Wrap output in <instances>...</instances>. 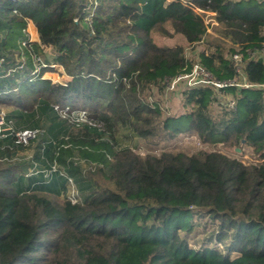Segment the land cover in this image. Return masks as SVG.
<instances>
[{
    "label": "trees",
    "instance_id": "1",
    "mask_svg": "<svg viewBox=\"0 0 264 264\" xmlns=\"http://www.w3.org/2000/svg\"><path fill=\"white\" fill-rule=\"evenodd\" d=\"M194 9L212 14L216 37ZM29 22L38 41L26 40ZM154 33L205 42L196 61L218 80L235 78L239 54L252 86L182 88V110L163 111L159 94L193 61ZM263 50L264 0H0V109L16 128L39 127L51 112L33 158L104 178L79 185L83 198L71 203L58 172L27 183V165L0 160V264H264V61L253 54ZM34 55L47 66L35 71ZM50 63L70 79L43 77ZM53 104L86 109L104 128L71 133ZM119 126L158 141L191 132L211 146H248L258 162L218 150L142 156L116 147ZM73 148L93 167L74 165ZM194 216L217 225L190 243Z\"/></svg>",
    "mask_w": 264,
    "mask_h": 264
},
{
    "label": "rangeland",
    "instance_id": "2",
    "mask_svg": "<svg viewBox=\"0 0 264 264\" xmlns=\"http://www.w3.org/2000/svg\"><path fill=\"white\" fill-rule=\"evenodd\" d=\"M203 15V18L205 19V23H207L208 28L207 31L209 32L210 36L216 37L217 33L212 29V25L214 23L213 19H212V14L209 12L201 13ZM30 26L29 28L26 29V32L28 33V37H30L31 41H33L34 39V31L32 29V24L29 22ZM153 39L155 41L156 44L158 45H171L173 43H180L182 45H184L185 48V55L186 57H188L190 60L193 61V63L196 62L197 60V55L201 50H206L207 49V44H205V42L202 43H197L194 45H186L184 44V41L182 39H177L176 40L174 38L171 37H163L159 34H153ZM209 52V51H208ZM50 50L48 48H43L41 54V57H43V55L46 56H50ZM255 56L260 55V57L263 59L264 61V50L263 51H255ZM23 59V58H22ZM20 60V58L18 59ZM59 73L55 72H47L44 75L46 77H50L51 80L54 81H64V76L62 73V69L59 68ZM183 87H181L180 85H177L176 87L172 88V89H167L166 87H164L163 91L159 94V105L160 107L163 109V111H167L170 113H178L182 110L181 108V98L179 95V91L182 89ZM217 97L222 101L225 102V104H228V101L231 100V97L229 95H217ZM2 110L6 111L4 108H2ZM43 127L47 126V122L43 121L42 122ZM77 127L74 126H69L68 130L71 133H76L77 132ZM103 123L100 125V129H103ZM41 137H44L41 136ZM114 137L116 140V147H130L133 149V151L139 155H145L147 153H151V154H160L162 151L167 150V151H171V152H184L186 154H191L193 152H196L198 150H218L221 151L222 153H225L231 157H236L238 158L240 161H242L245 164H249V163H256L258 162V160L254 157V155L251 152V148L248 146H243L241 149L240 148H224L221 147L220 145H216V146H211V145H207L201 142V140L193 133L191 132H184L183 134H180L178 136H176L173 139L170 140H165V141H158L156 138H139L137 137V135L133 134L130 129L128 127H123V126H119L118 129L115 131L114 133ZM67 138V137H66ZM41 138L36 141L35 143L28 145L30 148H28V146L26 148L23 149H10L11 151H16L19 152L17 153L18 155H12L11 153H6L4 152L3 154H0V157H7L9 158V160H6L9 163L15 164V163H25L27 161H25L26 159L23 158V156L28 157L29 155V151L28 150H33L36 145L37 142H41ZM28 148V150H27ZM27 150V151H26ZM72 153L73 156L75 158H78V156H81L78 152L77 149L73 148L72 149ZM26 166V164H24ZM89 167H93V163L91 162H83V164L80 167V170H82L83 172L86 171ZM92 169V168H90ZM85 174V173H83ZM81 178L85 179L83 180V183L80 186H83L84 184L90 182H92V178L94 177L95 180H97L98 182L102 183L104 181L103 176L99 173V174H93L90 177L85 176L80 174ZM75 181V180H74ZM66 183V181H65ZM75 184L77 186V183L75 181ZM78 189V193L80 195V198L82 200L83 198V194L84 191H82L80 189L79 186H77ZM193 223H192V229L191 232L188 233L189 236V242L192 243V241H200L202 239H204L206 237V235H208V233L212 230V228H214L217 225L216 221L210 220L209 218H207L206 216L204 217H193ZM183 234V233H182ZM221 244V243H220ZM220 244H217V246H220Z\"/></svg>",
    "mask_w": 264,
    "mask_h": 264
},
{
    "label": "built area",
    "instance_id": "3",
    "mask_svg": "<svg viewBox=\"0 0 264 264\" xmlns=\"http://www.w3.org/2000/svg\"><path fill=\"white\" fill-rule=\"evenodd\" d=\"M197 13H204L201 10L194 9ZM206 13V12H205ZM204 13V14H205ZM203 18V15H202ZM204 23L205 19L203 18ZM207 25V23H205ZM26 32V30H25ZM28 35V33L26 32ZM31 42L30 37L26 39ZM26 40L21 43L22 46H26ZM255 52H253L254 54ZM255 55V54H254ZM231 61L233 63V68L235 71V78L229 80H218L213 77V75L198 61L192 64L189 71H183L178 73L175 77L167 81L165 87L167 89H172L177 85H180L183 88L198 87V86H208L212 87L215 90L225 88L227 86H236V87H249L252 84H249L246 81L245 75L242 70V62L239 54L234 53L231 55ZM23 59L21 58L20 61ZM48 64V63H47ZM47 64L41 60L39 56L34 55V68L35 71H38L40 68L47 66ZM50 67L55 68L57 64L50 63ZM228 107L233 106V101L229 100ZM53 110L56 112L57 116L67 122V124L75 127L87 126L100 129L102 122H98L90 118L87 114V110L83 108H70L69 106H62L59 104H53ZM45 131L41 127H23L16 128L11 120L6 118L5 111L0 109V139L5 137H10L11 142L14 146L25 148L30 143L39 137L43 136ZM43 147H41V151ZM0 160L6 161L9 160L7 157H0ZM74 165L81 167L83 159H78L73 157L71 159ZM41 173L42 177L47 181L51 178L54 172H58L61 176L64 177L65 183V198L71 203L81 202L80 195L78 193L77 186L75 184L74 178L67 174L53 159L46 167L37 169V165L33 163L25 175H31L32 173Z\"/></svg>",
    "mask_w": 264,
    "mask_h": 264
},
{
    "label": "crops",
    "instance_id": "4",
    "mask_svg": "<svg viewBox=\"0 0 264 264\" xmlns=\"http://www.w3.org/2000/svg\"><path fill=\"white\" fill-rule=\"evenodd\" d=\"M31 24H32V29H33V31H34V39H33V41H38V34H37V32H36V30H35V27H34V24L32 23V22H30ZM29 26H30V24L28 23V25H27V28H29ZM59 68L60 69H62V67L61 66H59V65H57L55 68H53V71H50V72H52V73H54V71L55 72H60L59 71ZM47 73V72H46ZM62 73H63V76L65 77L64 78V81H62V82H60V81H54V80H51L50 79V77H46L45 75L43 76V77H45V78H49L51 81H53V82H59V83H62V84H64L65 82H67L69 79H70V76H68V75H66L64 72H63V69H62ZM52 113L51 112H48V114L46 115V117L43 119L42 118V120L40 121V125H39V127H41V128H43L44 129V131H45V129H47L48 128V126L52 123ZM43 121H46L47 122V126H45V127H43V125H42V122ZM38 127V126H37ZM40 138H42V137H39L38 139H36V140H34V141H32V143L31 144H33V143H35L36 141H38ZM4 139V138H3ZM3 139H0V154H3L4 153V150H3V146L5 145V146H8V147H10V149L12 150V147H13V145H11V146H9L12 142H11V139H8V141H5V140H3ZM30 144V145H31ZM44 144L43 143H41L40 144V142H37V145H36V147L33 149V150H28V148H30L29 146H28V148H27V150L30 152L28 155V157H25V156H23V158H25L26 160L25 161H27V162H25V163H15V164H18V165H24V164H26L27 165V169H26V171H25V173H24V175L25 174H27V171H28V169H29V167L31 166V165H33V163H35L36 165H37V169H40V168H43V167H46L47 165H48V162L46 163H42V159H41V157L39 158V159H34L33 158V154H36V153H38V154H40L41 153V147H43L44 148V146H43ZM26 148V147H25ZM17 149H23V148H17ZM26 150V151H27ZM11 153V156L12 155H18L17 153H19V152H17L16 153V151H11L10 152ZM41 155V154H40ZM43 164V165H42ZM62 168V167H61ZM39 175H41V173H39V172H37V173H32L31 175H25L27 178H28V181L26 180L25 182H27V183H29V182H34V181H37V182H39ZM43 178V177H42ZM73 178H74V180L76 181V183H77V186H79V185H81L82 183H83V180H82V178H81V176L79 175V174H75L74 176H73ZM38 179V180H37ZM44 179V178H43ZM45 180V179H44ZM43 180V181H44ZM78 180V181H77Z\"/></svg>",
    "mask_w": 264,
    "mask_h": 264
}]
</instances>
